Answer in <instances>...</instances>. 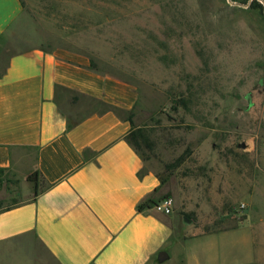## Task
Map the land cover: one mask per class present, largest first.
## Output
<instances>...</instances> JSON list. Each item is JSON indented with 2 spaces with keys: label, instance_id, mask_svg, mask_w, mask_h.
<instances>
[{
  "label": "rangeland",
  "instance_id": "rangeland-1",
  "mask_svg": "<svg viewBox=\"0 0 264 264\" xmlns=\"http://www.w3.org/2000/svg\"><path fill=\"white\" fill-rule=\"evenodd\" d=\"M20 2L0 38V71L40 48L129 83L134 147L157 174L154 196L172 199L176 227L242 225L264 243V0ZM31 192L0 171V209ZM37 258L57 264L42 249Z\"/></svg>",
  "mask_w": 264,
  "mask_h": 264
},
{
  "label": "crops",
  "instance_id": "crops-1",
  "mask_svg": "<svg viewBox=\"0 0 264 264\" xmlns=\"http://www.w3.org/2000/svg\"><path fill=\"white\" fill-rule=\"evenodd\" d=\"M21 12L20 0H0V38ZM135 103L129 83L78 55L10 56L0 171L32 192L0 209V264H38L40 249L57 264H264V243L242 225L191 234L170 213L138 209L159 181L126 137ZM36 180L44 189L34 198Z\"/></svg>",
  "mask_w": 264,
  "mask_h": 264
},
{
  "label": "trees",
  "instance_id": "trees-1",
  "mask_svg": "<svg viewBox=\"0 0 264 264\" xmlns=\"http://www.w3.org/2000/svg\"><path fill=\"white\" fill-rule=\"evenodd\" d=\"M132 117H133V115H132V112H130L129 114H128V120L130 121V122H132ZM142 135H141V130H140V128H136V127H134V128H132L131 130H130V132L126 135V137H127V139H128V141L130 142V144L132 145V147L135 149V147H134V142H133V137H134V139H137V138H139V137H141ZM136 150V149H135ZM137 152V151H136ZM43 187H39V185H38V182H37V180H36V182H35V184H34V198L40 193V192H42L43 191ZM157 191V187L154 189V193ZM154 193L152 194V195H150V196H148L141 204H139L138 205V209H140V210H143V209H145V208H151L152 207V205L153 204H155L159 199L157 198V197H155L154 196ZM17 205V203H11V204H8V205H6V206H4V207H2L1 209H3V210H6V209H9V208H11V207H13V206H16Z\"/></svg>",
  "mask_w": 264,
  "mask_h": 264
},
{
  "label": "built area",
  "instance_id": "built-area-1",
  "mask_svg": "<svg viewBox=\"0 0 264 264\" xmlns=\"http://www.w3.org/2000/svg\"><path fill=\"white\" fill-rule=\"evenodd\" d=\"M173 202L171 198H161L152 205V209L163 213H170L172 210Z\"/></svg>",
  "mask_w": 264,
  "mask_h": 264
},
{
  "label": "water",
  "instance_id": "water-1",
  "mask_svg": "<svg viewBox=\"0 0 264 264\" xmlns=\"http://www.w3.org/2000/svg\"><path fill=\"white\" fill-rule=\"evenodd\" d=\"M243 5H244V6H246V4H245V3H244Z\"/></svg>",
  "mask_w": 264,
  "mask_h": 264
}]
</instances>
